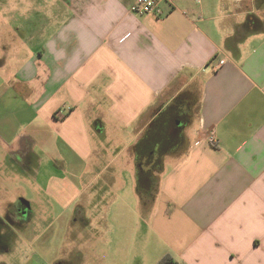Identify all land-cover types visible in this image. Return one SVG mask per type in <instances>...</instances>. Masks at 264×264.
<instances>
[{"label":"crops","instance_id":"obj_1","mask_svg":"<svg viewBox=\"0 0 264 264\" xmlns=\"http://www.w3.org/2000/svg\"><path fill=\"white\" fill-rule=\"evenodd\" d=\"M136 1L40 0L39 16L38 0H0V205L25 221L20 179L34 178L74 211L49 264H264V31L241 29L264 21V0H175L145 15ZM190 90L182 147L140 204L134 146ZM91 207L116 208L88 237L93 252Z\"/></svg>","mask_w":264,"mask_h":264},{"label":"rangeland","instance_id":"obj_2","mask_svg":"<svg viewBox=\"0 0 264 264\" xmlns=\"http://www.w3.org/2000/svg\"><path fill=\"white\" fill-rule=\"evenodd\" d=\"M33 5V4H32ZM34 7L38 8V14L44 15L46 12L45 3L38 0L37 3H34ZM26 5H23L20 9V13L25 12ZM11 10H14V4L11 5ZM49 15V10L47 12ZM10 40V37H7ZM195 103V110H196ZM189 133V132H188ZM186 138L188 136L186 135ZM167 157L165 155L164 159ZM168 165V163L166 164ZM165 166V161H164ZM126 181V183L124 182ZM34 178H21L20 179V203L26 204V206L32 203L27 211V219L23 222L15 221L12 218L11 212H7L6 207L0 205V213H5V218L7 221L0 220V264H28L34 262L36 264H49V261H53L54 258H57L58 255L62 254V250L68 247V244L64 245V235H65V221L69 220L72 217L74 211L63 210L49 195V198L42 193V189L39 185H35ZM114 184V188H123L127 189L131 187V184L128 180H118L117 185ZM40 187V188H38ZM34 189V190H33ZM134 189L136 190V182L134 183ZM151 194H154L150 191L146 192V198L149 201L148 204L152 203ZM157 193L155 194V196ZM140 204L142 203L141 197L138 195ZM150 197V198H149ZM49 199V204H47ZM109 196H107V200ZM150 199V200H149ZM109 206L111 205V200L109 201ZM144 205V204H143ZM93 211H87L88 214L85 218H89L93 222L92 226L81 227V230H84L85 236H87L86 242L89 241L91 235L94 232L95 226L98 225V219L103 218L108 220L107 223L110 226L111 221L116 219V208H112L106 212V214H99L98 210H95L94 207H91ZM32 212V213H31ZM34 212V213H33ZM24 216V212L21 213ZM123 221L132 220L130 215L121 216ZM129 217V218H128ZM118 221V220H117ZM49 223L53 226L49 227ZM100 227L97 226L95 232ZM75 229L78 228H73ZM80 229V228H79ZM108 233V231L106 232ZM31 242V244H30ZM69 246H71L69 244ZM89 247V251L93 252V242L92 240L86 244L85 248ZM88 249V248H87ZM72 260H70L71 262ZM69 262V263H70ZM71 264V263H70Z\"/></svg>","mask_w":264,"mask_h":264},{"label":"trees","instance_id":"obj_3","mask_svg":"<svg viewBox=\"0 0 264 264\" xmlns=\"http://www.w3.org/2000/svg\"><path fill=\"white\" fill-rule=\"evenodd\" d=\"M246 33L264 31V21L249 15L241 27ZM185 91L177 96L149 124L142 137L134 146L137 169V192L143 204H148L146 192L151 199L159 189V174L164 169L165 155L178 153L184 142V129L191 121L195 103H199V93ZM185 114V115H182ZM184 117H187L185 119ZM150 198V197H149ZM150 200V199H149ZM156 264H180L171 255L164 256Z\"/></svg>","mask_w":264,"mask_h":264},{"label":"built area","instance_id":"obj_4","mask_svg":"<svg viewBox=\"0 0 264 264\" xmlns=\"http://www.w3.org/2000/svg\"><path fill=\"white\" fill-rule=\"evenodd\" d=\"M175 0H137L132 6L131 11L138 15H145L149 13H160V4L162 2H173ZM196 2H201V0H195ZM224 63V60L219 62L217 65L213 66V70L218 69V67ZM70 108H63L59 109L56 112V116L59 119L65 117V112L68 111ZM214 133L212 132L209 139L210 141H215Z\"/></svg>","mask_w":264,"mask_h":264},{"label":"flooded vegetation","instance_id":"obj_5","mask_svg":"<svg viewBox=\"0 0 264 264\" xmlns=\"http://www.w3.org/2000/svg\"><path fill=\"white\" fill-rule=\"evenodd\" d=\"M182 115H185V114H182ZM185 119H187V117H184Z\"/></svg>","mask_w":264,"mask_h":264},{"label":"water","instance_id":"obj_6","mask_svg":"<svg viewBox=\"0 0 264 264\" xmlns=\"http://www.w3.org/2000/svg\"><path fill=\"white\" fill-rule=\"evenodd\" d=\"M28 206V205H27ZM24 213H26V211H24Z\"/></svg>","mask_w":264,"mask_h":264}]
</instances>
